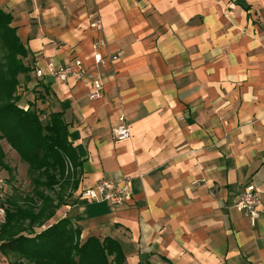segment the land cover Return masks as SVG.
Masks as SVG:
<instances>
[{
	"label": "crops",
	"instance_id": "crops-1",
	"mask_svg": "<svg viewBox=\"0 0 264 264\" xmlns=\"http://www.w3.org/2000/svg\"><path fill=\"white\" fill-rule=\"evenodd\" d=\"M0 8L34 68L80 59L103 81L96 100L87 81L49 77L20 92L25 106L44 93L42 109L70 126L81 164L61 215L83 240H117L126 264H264V216L252 225L234 207L247 184L264 206V0H0ZM100 41L105 60L96 65ZM122 115L131 137L117 141ZM103 179L127 182L131 202L79 199Z\"/></svg>",
	"mask_w": 264,
	"mask_h": 264
},
{
	"label": "trees",
	"instance_id": "trees-1",
	"mask_svg": "<svg viewBox=\"0 0 264 264\" xmlns=\"http://www.w3.org/2000/svg\"><path fill=\"white\" fill-rule=\"evenodd\" d=\"M12 23V15L0 8V169L12 173L5 164V142L26 164L33 191L22 199L21 205L15 201L1 203L5 207V221L0 224V253L19 257L17 264H126V253L117 240L95 236L83 240L82 229L68 217L35 232L34 226H45L63 204L58 196L56 203L46 192L54 188L63 191L71 185L76 190L75 175L81 161L69 141L70 126L63 113L50 112L43 121L47 112L38 102H45L44 93L28 101L27 109L21 106L22 96L17 92L19 76L34 72L35 68L24 63L30 51ZM67 161L73 172L69 171ZM26 221L33 237L17 233L24 232L21 226ZM138 264L152 263L146 259Z\"/></svg>",
	"mask_w": 264,
	"mask_h": 264
},
{
	"label": "built area",
	"instance_id": "built-area-1",
	"mask_svg": "<svg viewBox=\"0 0 264 264\" xmlns=\"http://www.w3.org/2000/svg\"><path fill=\"white\" fill-rule=\"evenodd\" d=\"M96 26V25H94ZM106 46L104 41H100L94 46V61L96 65H102L105 58L100 50ZM121 53L109 55V60H116ZM35 76L38 79L49 77L61 83L70 81L84 82L87 81L91 85L88 96L91 100L102 97L103 81L95 75L94 71L87 68L80 59H75L71 64L64 66L49 62L46 68H35ZM114 139L123 141L131 137L130 128L126 124L124 115L119 117V125L114 129ZM70 163V162H69ZM71 165V164H70ZM5 186V181L0 177V192ZM79 198L91 203H109L113 206H123L130 203L132 197L130 195L128 183L117 184L113 180L103 179L96 186L81 191ZM234 207L243 212L252 225L264 216V206L261 201L260 192L253 184H247L242 190L239 199ZM5 218V209L0 206V219Z\"/></svg>",
	"mask_w": 264,
	"mask_h": 264
},
{
	"label": "rangeland",
	"instance_id": "rangeland-1",
	"mask_svg": "<svg viewBox=\"0 0 264 264\" xmlns=\"http://www.w3.org/2000/svg\"><path fill=\"white\" fill-rule=\"evenodd\" d=\"M29 56H30V54H29ZM29 56L24 59V63L27 66H31L30 61L28 60ZM33 77L36 78L34 72H30L29 74H26V75L22 74L19 76L20 84H19L18 91H17L18 94L21 95V93H20L21 89H23V90L25 89L28 91L30 90L31 85L33 84V79H32ZM35 90L36 89L34 87L33 91H35ZM28 99H29V101H31L30 96L28 97ZM21 106H23L25 109L28 108V105L25 106L22 103H21ZM47 117H48V113H46L45 116H43V118H42L43 121H46ZM2 146H3L4 152L6 153L5 164L7 166H9L12 170V173H9L6 170L0 169V177L3 178L5 181V186L0 192V206L5 209V207L2 206L1 203H3V202L6 203V201H9V202L15 201L16 203L21 205V204H23L22 199H24L26 197V195H30L31 192L33 191V188L31 185V180L27 174L26 164L23 163L22 161H20L18 155L16 153H14V151L12 149H8V147H9L8 144H6L5 142H2ZM67 167H69V168L71 167V165L68 161H67ZM72 180H73V178L71 179V183H72ZM72 187L73 186L71 185L67 188H63V191H61L60 188H54L53 191L46 192V195H48L50 199L52 198L54 200V198H55L56 203H57L56 197L58 196V199H60V201H62L63 204L61 203L62 205H60V207L55 211V216L53 217V219H51L49 222L46 221L47 224L45 226L39 227V226L35 225L34 226L35 232H39L42 229H45V227L48 224H52V223H54L57 220L62 218L61 209H62L63 205H65V202L67 201L64 197L67 195H70V197L73 198V196H74L73 193L72 194L67 193L68 191L72 190ZM73 190H74V188H73ZM4 221H5V218L2 220L0 219V224L4 223ZM21 227H22L24 232L19 231L17 233L25 234V235L30 236V237L34 236V233L31 232V230H29L30 227H29L28 221H26L24 223V225H22ZM18 259H19V257L15 256V255L8 254V253H0V264H17V261H19Z\"/></svg>",
	"mask_w": 264,
	"mask_h": 264
}]
</instances>
